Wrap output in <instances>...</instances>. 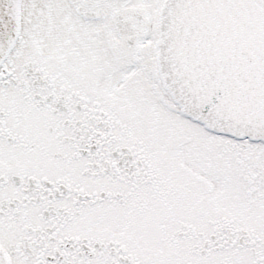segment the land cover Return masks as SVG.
Segmentation results:
<instances>
[{"label": "snow or ice", "instance_id": "obj_1", "mask_svg": "<svg viewBox=\"0 0 264 264\" xmlns=\"http://www.w3.org/2000/svg\"><path fill=\"white\" fill-rule=\"evenodd\" d=\"M0 264H264V0H0Z\"/></svg>", "mask_w": 264, "mask_h": 264}]
</instances>
